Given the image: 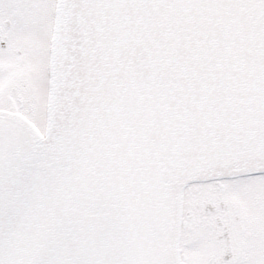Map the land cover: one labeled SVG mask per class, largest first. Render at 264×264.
Returning a JSON list of instances; mask_svg holds the SVG:
<instances>
[{
	"label": "snow or ice",
	"instance_id": "snow-or-ice-1",
	"mask_svg": "<svg viewBox=\"0 0 264 264\" xmlns=\"http://www.w3.org/2000/svg\"><path fill=\"white\" fill-rule=\"evenodd\" d=\"M0 264H264V0H0Z\"/></svg>",
	"mask_w": 264,
	"mask_h": 264
}]
</instances>
